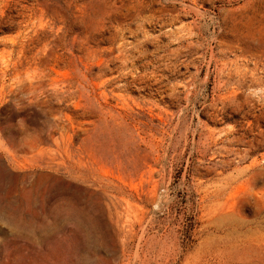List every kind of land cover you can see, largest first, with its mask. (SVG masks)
Segmentation results:
<instances>
[{
    "label": "rangeland",
    "instance_id": "obj_1",
    "mask_svg": "<svg viewBox=\"0 0 264 264\" xmlns=\"http://www.w3.org/2000/svg\"><path fill=\"white\" fill-rule=\"evenodd\" d=\"M0 264H264V0H0Z\"/></svg>",
    "mask_w": 264,
    "mask_h": 264
},
{
    "label": "bare ground",
    "instance_id": "obj_2",
    "mask_svg": "<svg viewBox=\"0 0 264 264\" xmlns=\"http://www.w3.org/2000/svg\"><path fill=\"white\" fill-rule=\"evenodd\" d=\"M13 3H14V2H13ZM13 3H12V4H13ZM8 5H9V3H8ZM10 7H11V6H10Z\"/></svg>",
    "mask_w": 264,
    "mask_h": 264
}]
</instances>
